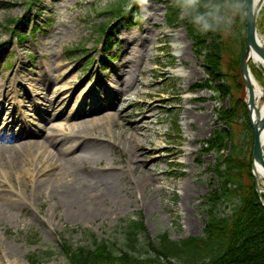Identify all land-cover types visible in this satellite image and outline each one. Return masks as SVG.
<instances>
[{
    "label": "rangeland",
    "instance_id": "1",
    "mask_svg": "<svg viewBox=\"0 0 264 264\" xmlns=\"http://www.w3.org/2000/svg\"><path fill=\"white\" fill-rule=\"evenodd\" d=\"M118 1L0 0V91L2 95L8 92L7 116L15 114L19 118L11 129L0 122V203L14 194L12 185L19 189V197L15 196L19 204L0 213V264H30L32 256L39 264H63L66 259L60 244L64 240L73 247L89 246V233L98 239H123L118 226L126 219H141L144 228L140 241L147 244H157V235L164 231L173 240L203 235L208 220L207 197L212 190H219L217 165H221L220 170L225 167L233 145L238 151L248 144L250 155L253 130L247 114L245 117L242 111L230 126L222 119L232 103L245 100V87L224 92V77L218 71L208 72L203 54L196 52L186 27L176 22L172 27L166 25L169 0H124L131 19L116 17L112 12ZM180 14L184 16L182 10ZM257 21V32L264 39V7ZM101 24H105L103 29L99 28ZM137 55L141 59L137 80L127 92L132 99L126 105L115 102L103 108L102 104L111 102V92L106 90L116 85L115 74L127 68L125 65ZM251 65L254 76L263 82L264 75ZM152 81L150 86L142 85ZM202 83L212 87L204 88ZM116 86L122 88V84ZM61 89L64 92L60 93ZM133 89L142 95L136 96ZM153 92L158 94L152 96ZM46 95L62 98L64 106L68 105L65 109L51 105ZM149 104H154L152 113L162 119L152 124V132L161 133L157 141L162 149L156 156L149 153L153 146L138 149L147 167H126L124 173L120 172L116 198H103L93 213L66 209L58 196L37 195L35 174L19 171L23 164L31 169L47 164L41 150L35 151L37 141L56 150L58 134L67 133L71 122L104 119L106 115L114 118L117 127L109 130L115 134V145L101 165L113 160L120 167L128 160V152L127 144L118 136L122 119L116 111L127 106L136 112ZM78 107L89 113L70 119L69 113ZM185 110L194 116L191 127L181 119ZM14 131L22 137L13 142L8 136ZM214 131L226 133L220 151L207 150L204 143ZM190 137L194 139L189 141ZM14 145L20 149H6ZM72 154L60 155L56 164L63 159L66 167L80 175L85 162L66 160ZM51 167L42 177L59 173V168ZM148 169L158 180L138 183L141 175L146 178ZM184 182L197 193L183 197L179 186ZM215 208L219 213L231 209L220 202Z\"/></svg>",
    "mask_w": 264,
    "mask_h": 264
},
{
    "label": "trees",
    "instance_id": "2",
    "mask_svg": "<svg viewBox=\"0 0 264 264\" xmlns=\"http://www.w3.org/2000/svg\"><path fill=\"white\" fill-rule=\"evenodd\" d=\"M207 2L200 0L201 4ZM212 2L223 5V23L209 31L198 30L186 14L180 18L178 0L168 1L166 20L168 25L173 22L185 25L196 52L203 54L208 72H220L225 81L224 92L229 94L242 88L239 61L244 40L243 0ZM114 10L121 17L129 12L119 4ZM201 86L212 87L206 83ZM242 111L245 113L243 101L238 99L223 112L222 119L230 126ZM225 134L214 131L204 142L206 149L220 151ZM247 146L244 144L236 151L233 145L225 159V167L220 170L221 165H217L219 190H212L207 197L208 220L202 236L173 240L163 232L157 235V244H147L140 241L142 222L127 220L121 226L123 239L118 244L93 238V247L66 246L65 264H264V206L249 171ZM218 202L230 205V212H217Z\"/></svg>",
    "mask_w": 264,
    "mask_h": 264
},
{
    "label": "bare ground",
    "instance_id": "3",
    "mask_svg": "<svg viewBox=\"0 0 264 264\" xmlns=\"http://www.w3.org/2000/svg\"><path fill=\"white\" fill-rule=\"evenodd\" d=\"M254 7L256 10L262 9L264 7V0H254ZM164 24V23H162ZM257 42L263 44V38L260 33L257 37ZM249 54V63H252L263 75H264V58L261 54H258L253 48L248 50ZM151 54L146 55L145 58L149 59ZM154 58V57H153ZM134 61H131L130 64H126L127 68L122 69L121 72L115 74V83L117 85L122 84V88L119 89L118 86L114 85L113 89L110 87L107 92H111L109 98L111 102L102 104L103 108H110L111 106L117 104L124 103L125 105L132 98H130L127 92L131 90L134 83L136 82V73L139 71V62L140 57L134 56ZM137 64V65H136ZM40 73V72H38ZM249 73L251 76L252 83V93L251 96L245 94V98L247 101V109L249 110L250 120L257 123L264 115V81L259 82L252 72V67L249 64ZM154 83L152 82H142V85L150 86ZM111 85V84H110ZM5 87V86H4ZM6 88V87H5ZM4 88V89H5ZM68 89V88H67ZM65 89L59 90L60 93L64 92ZM110 90V91H109ZM132 93H136V96L142 95L143 92H135L134 89L131 91ZM145 92V91H144ZM1 93V91H0ZM66 93V92H65ZM63 93V94H65ZM158 93L153 92V95H157ZM149 96L150 93L147 92ZM8 92L5 90L4 95H0V121H7L5 125H9L11 122L15 121V116H13L12 120H9L6 113L8 112L7 100ZM46 101L51 105H57L66 108L65 102L62 98L54 97L49 98L47 95L45 96ZM251 101H250V98ZM5 101V102H4ZM140 100H138L139 102ZM9 104V103H8ZM143 103H141L142 105ZM154 105V104H153ZM153 105L149 104L146 109L141 107L136 112H131V109L127 106H121V108L116 111L117 117L122 119V127L118 128L119 133L118 136L121 137L127 144V152H128V160L123 162L120 167H117L113 160L102 164V158L109 152V150L114 147V133H110L109 130L111 127H117L115 125V120L113 117L106 115L104 119L97 120H81L78 122H71L69 125V130L67 133H60L57 136L58 147L57 149H47L48 145L46 142L37 141L35 143V151L41 150L42 159L47 162L43 168H38L37 166L34 168H29L25 164L21 166L20 172L26 173H34L35 174V192L37 195L42 193L48 194V196L56 197L58 196L61 199V203L66 207V209L74 210L77 212L82 211H90L93 213L98 207L103 198L110 197L111 199L116 198L115 188L120 184V172L124 173L126 171V167L128 169H144L146 166V158H142L137 151L138 149H142L145 146H153L154 148L150 150V154L157 155V152L160 151L161 145L158 143L157 138L160 137V131L152 132V124L154 122H161V118L156 115V113H152ZM162 105H159L161 107ZM158 107V106H157ZM86 111L80 110L78 107L75 111H71L69 113L70 119H76L80 115L88 114ZM189 112H186L182 115L181 119L184 120L183 123L191 127L192 120L191 117L193 115H189ZM4 115V117H2ZM2 117V118H1ZM2 119V120H1ZM195 119V121H197ZM57 130H63L64 128L56 127ZM56 130V131H57ZM260 139L263 141L264 147V124L260 128ZM153 135V137L151 136ZM56 136V135H55ZM107 136V137H106ZM112 136V138H111ZM21 137V134L13 133L11 136L12 141ZM50 137H53L52 135ZM194 137H190L189 141L193 140ZM25 146H27L25 144ZM6 149L11 150H19L20 147L14 145L13 147H8ZM38 149V150H37ZM192 152V151H191ZM264 152V149H263ZM69 153H73L66 160H82L85 162L84 165V173L78 175L71 167H66L63 159L61 162H58L60 155H69ZM170 153H174V151H170ZM31 154L35 155L36 153ZM187 154H190L188 152ZM151 158V155L148 156ZM88 164V165H87ZM57 165V166H56ZM48 166L57 167L60 169L59 173H54L53 176L48 173L47 177H42V175L47 174L46 168ZM51 167V168H52ZM45 168V169H44ZM46 172V173H45ZM251 174L258 185L259 194L262 195L264 193V168L260 163L256 161L252 162V166L250 169ZM157 181L155 173H152L151 169H148V173L146 178L141 175L138 183L146 185L150 181ZM14 194L7 195L2 203H0V213H5L8 208L19 204V200H16V197H19L18 186L12 185ZM179 188L182 189L183 197H190L197 193V190L190 185L188 182L182 183ZM16 196V197H15ZM186 228H190L189 221H185Z\"/></svg>",
    "mask_w": 264,
    "mask_h": 264
},
{
    "label": "water",
    "instance_id": "4",
    "mask_svg": "<svg viewBox=\"0 0 264 264\" xmlns=\"http://www.w3.org/2000/svg\"><path fill=\"white\" fill-rule=\"evenodd\" d=\"M244 22H245V42L244 48L241 52L240 66H241V76L243 77L244 85L251 96L252 85L251 77L249 76V68L247 65L249 55L247 56L246 51L253 48L258 54L264 58V45L257 43V32H256V17L258 10L254 7V0H244ZM250 98V97H249ZM251 101V98H250ZM264 124V115L257 122H251V125L254 130L253 134V145H252V162L254 158L258 163L264 168V152H263V141L260 139V128ZM258 191V186H257Z\"/></svg>",
    "mask_w": 264,
    "mask_h": 264
},
{
    "label": "clouds",
    "instance_id": "5",
    "mask_svg": "<svg viewBox=\"0 0 264 264\" xmlns=\"http://www.w3.org/2000/svg\"><path fill=\"white\" fill-rule=\"evenodd\" d=\"M178 4L182 12L191 18V22L200 31H209L223 23L222 4L213 3L212 0L204 4H201L200 0H178Z\"/></svg>",
    "mask_w": 264,
    "mask_h": 264
}]
</instances>
